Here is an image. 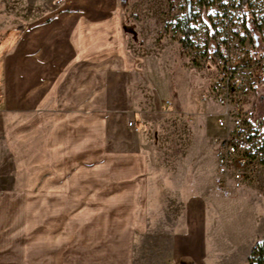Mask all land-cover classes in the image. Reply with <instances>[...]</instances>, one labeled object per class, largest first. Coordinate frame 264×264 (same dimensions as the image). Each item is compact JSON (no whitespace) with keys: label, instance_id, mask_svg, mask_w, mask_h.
Wrapping results in <instances>:
<instances>
[{"label":"rangeland","instance_id":"rangeland-1","mask_svg":"<svg viewBox=\"0 0 264 264\" xmlns=\"http://www.w3.org/2000/svg\"><path fill=\"white\" fill-rule=\"evenodd\" d=\"M188 7L196 15L191 25L197 32L184 52L179 39ZM201 13L199 0H190L189 6L185 0H0V108H7L14 99L24 100L22 91L50 90L57 84L67 95H73L68 93L69 84L82 86L81 93L85 89L86 94H74H79L76 103L86 108L89 89L96 87L99 123L95 135L92 130L96 144L89 141L90 118L83 107L79 116L65 114L67 121L82 124V156L90 158L95 148L104 153L108 138L115 150L145 153L151 172L161 171L157 178L161 191L150 194L151 215L145 233L136 238L133 264H171L172 238L180 227L179 192L185 186L216 197L213 139L220 133L215 122L220 108L200 99L210 76L205 64L194 57L200 54L204 39ZM111 15L117 16L116 23H98L109 21ZM77 23L81 30L73 32L71 25ZM57 58L62 61L61 72L65 69V81L48 80L59 70L54 68ZM186 83L187 107L173 93L178 84L184 102ZM41 95L36 93L38 101ZM48 108L37 105L34 119L42 121ZM20 116L25 121L26 115ZM129 122L136 123V128L129 127ZM71 148L67 145V152ZM242 191L247 194L246 207L259 212L251 231H257L260 241L264 238V161L250 171L232 198H216L230 201Z\"/></svg>","mask_w":264,"mask_h":264},{"label":"crops","instance_id":"crops-1","mask_svg":"<svg viewBox=\"0 0 264 264\" xmlns=\"http://www.w3.org/2000/svg\"><path fill=\"white\" fill-rule=\"evenodd\" d=\"M111 16L98 23H116L117 16ZM77 24L71 25L73 32L81 30ZM60 60L54 61V68L59 67L56 77L48 80L65 81ZM67 87L63 89L73 95L63 93L59 84L50 90L27 89L22 91L24 100L14 99L0 108V264H133L136 238L147 229L150 194L161 191L157 179L161 171L151 172L145 153L115 150L108 138L104 153L95 148L90 158H84L82 124L67 121L65 114L79 116L83 106L76 103L79 94L74 93L86 90L81 93L78 84ZM185 89L184 102L178 84L173 93L187 107V83ZM96 90L89 89L90 100L82 110L89 114V141L95 144ZM37 105L50 107L42 121L32 115ZM23 113L25 121L20 119ZM121 127L125 128L124 122ZM67 145L72 146L69 152ZM189 188L179 192L181 218L172 238L171 264H247L258 241L251 226L258 222L259 212L246 207V191L222 201ZM227 207L233 211L226 213Z\"/></svg>","mask_w":264,"mask_h":264},{"label":"built area","instance_id":"built-area-1","mask_svg":"<svg viewBox=\"0 0 264 264\" xmlns=\"http://www.w3.org/2000/svg\"><path fill=\"white\" fill-rule=\"evenodd\" d=\"M201 8L204 39L194 57L210 76L200 99L220 108L212 192L230 199L264 161V0H213Z\"/></svg>","mask_w":264,"mask_h":264},{"label":"trees","instance_id":"trees-1","mask_svg":"<svg viewBox=\"0 0 264 264\" xmlns=\"http://www.w3.org/2000/svg\"><path fill=\"white\" fill-rule=\"evenodd\" d=\"M185 1L189 6L190 0ZM212 1L213 0H199V3L202 7H206ZM169 6L172 9L171 3H169ZM195 17L196 15L189 11L188 7L186 17L181 24V38L179 39V44L184 52L192 46L191 37L197 32V29L191 25ZM247 264H264V238L252 247L247 259Z\"/></svg>","mask_w":264,"mask_h":264}]
</instances>
